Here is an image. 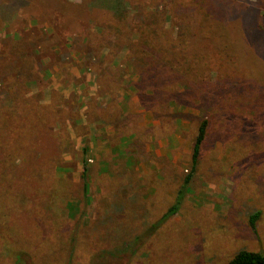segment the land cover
<instances>
[{
    "label": "rangeland",
    "instance_id": "1",
    "mask_svg": "<svg viewBox=\"0 0 264 264\" xmlns=\"http://www.w3.org/2000/svg\"><path fill=\"white\" fill-rule=\"evenodd\" d=\"M247 14L260 40L205 34L216 52L188 37L208 17L241 26ZM257 42L264 54V0H0V264L264 255V60L238 73L221 49Z\"/></svg>",
    "mask_w": 264,
    "mask_h": 264
},
{
    "label": "trees",
    "instance_id": "2",
    "mask_svg": "<svg viewBox=\"0 0 264 264\" xmlns=\"http://www.w3.org/2000/svg\"><path fill=\"white\" fill-rule=\"evenodd\" d=\"M58 4L64 10H65V8H67L66 4L63 5L62 3L60 4L59 2H58ZM60 12H61V8H60ZM68 12H70V11L65 10V14H67ZM115 16L122 17V18L125 17L123 14H116ZM206 20H208V22L204 26V28L199 27L196 31H193L190 34H188V37L191 38L193 40V42L196 44L211 45L213 50L216 52H218V48L214 47V42L211 40V38L208 35H205V34L213 32V33H215V40L219 41V40H221V34L224 32L228 33L229 36H230V33L233 31H237L239 33H242V32L249 33L250 32L252 35L256 36L258 40H260V37L258 35L259 33H257L255 31V27L252 23V15L251 14H247L245 20L243 19L244 23L242 22L241 26H236V25L229 26V25H227L225 23H221L218 20L211 18V17L206 18ZM111 22H113V21H111ZM153 22H155V21L152 20L151 26L149 28L147 27L143 30H144V32H147L146 30L149 29V33L147 34L148 37L151 39H154V41L157 43V40L155 37L160 38V37H163V35H162V33H158L155 29H153V25L156 24V23L153 24ZM158 30L161 31L159 27H158ZM117 31L119 32V35L122 38V33H121L120 29H118ZM120 37H119L118 41L121 40ZM134 41H136V37H135ZM242 41H244V40H242ZM259 43L260 42H257L255 44L257 49L249 50V51L246 48H244L243 50L230 49V51H228L225 48H221V49H222V52L227 54V57L225 58V61L227 62V64L229 63L233 67L235 66V69H237L238 73L245 74L247 71H249V69H252V70L256 69L255 68L256 66H254L250 63L251 57L256 59L258 62H260V61L262 62L264 60L263 52L258 49ZM199 48H201V47H199ZM130 50L134 54H136V46H133ZM253 52H255V53H253ZM187 63H188V61H187ZM251 66H253V67H251ZM201 68H202L201 65L195 64L193 70L198 72V71H200ZM256 70H257L256 73L259 74L260 70L259 69H256ZM260 75H264V72H262ZM229 78L232 79V77L229 76L225 81H230ZM232 83H233V88H235V90H237V89L241 90L242 89L238 83L235 84L234 81ZM232 83H230V84H232ZM43 126H44V128H43V132H42L43 133L42 138H43V140L45 139V141H43L42 146L45 148L47 145V148H48L49 154H50V159H52V158H54L53 155L55 154L54 140L52 139V135H50L48 133L49 131H47L48 126H46V125H43ZM208 128H209V121L206 119L199 126L198 135H197L194 147H193V152H192V157H191V170H190L189 174L186 175L185 180H184V184H183L182 188L180 189V191L178 192L179 197H183L187 193V191L189 190V184L191 183V181L194 177V174L197 170V166H198L199 159L201 156L202 146H203V144L207 138ZM50 142H53V147L49 146L51 144ZM49 154L45 153V150H44V152L41 155L42 158L40 160L47 159L49 157ZM38 177H40V175ZM82 185H83L84 196H85V198H88L90 186H89V180H88V166H87V164H84V168H83V172H82ZM35 190H37V189L35 188ZM174 210H176V209L173 208L171 210V212H172L171 214L175 213ZM250 225L253 229L256 228L255 218L251 219ZM230 264H264V255L260 252H251V251H247V250H241L235 255V257L230 262Z\"/></svg>",
    "mask_w": 264,
    "mask_h": 264
}]
</instances>
